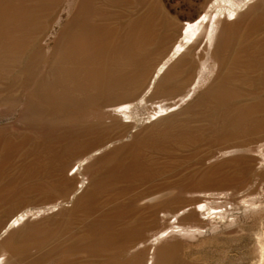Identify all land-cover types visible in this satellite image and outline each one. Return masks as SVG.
Segmentation results:
<instances>
[{
    "label": "rangeland",
    "instance_id": "1",
    "mask_svg": "<svg viewBox=\"0 0 264 264\" xmlns=\"http://www.w3.org/2000/svg\"><path fill=\"white\" fill-rule=\"evenodd\" d=\"M0 264H264V0H0Z\"/></svg>",
    "mask_w": 264,
    "mask_h": 264
},
{
    "label": "bare ground",
    "instance_id": "2",
    "mask_svg": "<svg viewBox=\"0 0 264 264\" xmlns=\"http://www.w3.org/2000/svg\"><path fill=\"white\" fill-rule=\"evenodd\" d=\"M231 13V12H230ZM229 16V15H228ZM201 22H199L198 24L196 23V24H194V23H187L186 25H185V27L181 30V35H182V37L183 38H185L186 37V40L187 39H189V38H191L193 35H195L196 34V32L201 28V24H200ZM203 23V22H202ZM217 29H218V20H216V18H215V16H213L212 18H211V22H210V24H209V27H208V29H207V31H206V42H207V44H209V45H211L212 43H213V41H214V38H215V33H216V31H217ZM188 36V37H187ZM184 45V44H183ZM183 47V46H182ZM180 49V46H175L174 48H172V52L175 50V51H178ZM171 52V53H172ZM170 53V54H171ZM176 53H178V52H176ZM169 54V55H170ZM168 55V56H169ZM172 58V57H171ZM170 58V59H171ZM212 66H214V64L212 65ZM163 69V67H160L159 68V70L157 71V73H156V77H157V75H158V73L161 71ZM156 77H154V79L153 80H155V78ZM153 84V81H151L150 82V86ZM198 85V81H195V84L193 83L191 86H189V88L187 87L186 89H184L183 91V96H185V97H187L188 95H190L194 90H195V88H196V86ZM182 96V97H183ZM182 97H181V99L180 100H182ZM176 104H177V102H174L172 105H169L166 109H160L159 110V112L160 111H162V110H168L169 108H171V107H174V106H176ZM125 108V107H124ZM15 222H17V220H14L13 221V223H12V225L15 223ZM165 231H163L162 232V234L164 233Z\"/></svg>",
    "mask_w": 264,
    "mask_h": 264
}]
</instances>
